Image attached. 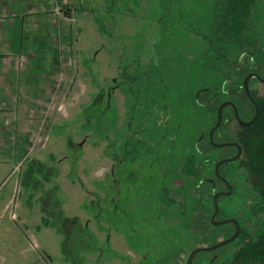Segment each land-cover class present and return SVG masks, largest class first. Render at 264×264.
I'll use <instances>...</instances> for the list:
<instances>
[{"label": "rangeland", "instance_id": "1", "mask_svg": "<svg viewBox=\"0 0 264 264\" xmlns=\"http://www.w3.org/2000/svg\"><path fill=\"white\" fill-rule=\"evenodd\" d=\"M39 1L51 21L42 47L53 60L42 47L32 69L29 57L0 54V86L10 62L15 71L3 88L10 96L0 99V264H185L210 242L190 232L197 181L179 169L196 148L206 153L197 163L225 153L208 147L215 112L194 105L201 89L220 82L200 68L218 0H61L59 16ZM250 17L259 47L264 0H255ZM128 73L138 102H129ZM250 90L261 96L264 84ZM245 116L238 117L252 115ZM218 128L215 144L237 143L235 120ZM126 140L130 157L140 149L132 164L120 163L123 152L107 154L109 142L118 151ZM226 178L232 191L218 211L239 223L254 196L238 163ZM164 187L178 205L160 203ZM236 245L217 249L216 264H230ZM212 256L199 254L195 264Z\"/></svg>", "mask_w": 264, "mask_h": 264}, {"label": "trees", "instance_id": "2", "mask_svg": "<svg viewBox=\"0 0 264 264\" xmlns=\"http://www.w3.org/2000/svg\"><path fill=\"white\" fill-rule=\"evenodd\" d=\"M254 4L255 0H218L216 2L219 9L214 18L211 35L204 38L205 51L202 54L203 64L200 65V68L204 69V71L209 70V72L215 73L217 80L220 82L216 85L212 84V86L204 87L195 95L194 105L196 103V107L201 108V104H205L208 107L207 110L211 113L212 111L215 112L216 115L219 105L229 101L234 105L240 118L245 114L249 116V112L252 115L249 120L253 118L254 107L243 91V80L249 74H256V76L261 77L264 73V43L258 47L256 35L252 32L250 26L252 24L250 15ZM65 13L67 14L66 10ZM99 33L105 35L100 29ZM106 34L108 35V33ZM49 49L51 48L47 49L49 58L53 60L54 53L51 51L52 49L50 51ZM127 70L125 68L123 71L127 73ZM128 74L130 76L128 79L129 85L128 89L125 90H127L126 93L128 92L132 96L129 102L132 99L138 102V94L134 95L132 91L137 84L136 78L130 73ZM251 80L254 81L249 82V89L257 79L253 78ZM124 84L127 85L126 82ZM249 93L257 106V119L247 127L239 126L237 143L241 148L240 158L234 163L222 164L218 169V176L225 179L228 183L226 177L229 167L235 163L241 165L246 172L247 181L250 184V192L254 196V199L247 203L241 213L240 222H237L240 234L235 240L237 245L235 252L232 254L230 264H264V94L257 96L251 90ZM201 101H204V103ZM234 120L233 109L225 107L221 112L220 126ZM215 132L213 138H216ZM117 145L116 142H109L108 148L110 150L107 151V154L110 155V152H115L116 155L120 152L118 155H121L123 152L121 164H132L139 160L140 149L138 147L135 148L134 155L130 157L129 142L127 140L119 146L121 149L118 151ZM208 145L213 151H218L210 143ZM223 150H225V153L220 157L218 156L217 160L206 159V161L197 163L196 156L201 157L206 155V153L200 152L196 148L195 153L197 155L187 156L178 172L179 176L183 178L192 177L197 181L195 188L198 196V205L190 219L189 229L196 241L208 240L210 242L208 247L216 245L220 236L222 240L228 239L234 231V225L231 223L220 226L211 224V215L213 213L212 198L218 192L219 180L215 176L214 169L210 172L212 179H206L205 176L209 171L210 165H215L220 160L232 157L230 155V151H233L232 148H224ZM116 157L118 156L116 155ZM172 168L174 169V166ZM167 190L168 188L166 187L161 189L160 203L166 207L178 205L175 201L169 199ZM222 199L224 198H219L217 201L219 202ZM221 216L222 211L219 210L216 219L223 220ZM219 250L200 252L197 255L203 253L213 254L212 260L208 264H216L218 259L214 257ZM197 255H195L191 264H195Z\"/></svg>", "mask_w": 264, "mask_h": 264}, {"label": "crops", "instance_id": "3", "mask_svg": "<svg viewBox=\"0 0 264 264\" xmlns=\"http://www.w3.org/2000/svg\"><path fill=\"white\" fill-rule=\"evenodd\" d=\"M39 2V0H0V54L3 50H6L9 52V55L14 57H29V67L31 69L32 65L36 64L34 60L40 58L38 51H42V48L48 49V46L42 47L45 41L43 27L51 28V21L45 19L47 17L38 11ZM7 11L11 12L9 19L3 17L8 13ZM34 21L38 22L40 26L36 30L31 31L30 26H32L31 24ZM1 60L0 70L4 67V63H1ZM9 65L5 69L6 73L3 77V84L0 86V99L10 96L3 89L6 84L12 87V80L14 79L12 74L15 75V71L13 63L10 62ZM37 66L42 68L41 63ZM6 207H8V204ZM10 219H14V215H11Z\"/></svg>", "mask_w": 264, "mask_h": 264}, {"label": "water", "instance_id": "4", "mask_svg": "<svg viewBox=\"0 0 264 264\" xmlns=\"http://www.w3.org/2000/svg\"><path fill=\"white\" fill-rule=\"evenodd\" d=\"M251 78H256L259 82L263 83L264 84V79H261L259 77H257L255 74H249L247 75L244 80H243V91L246 95V97L249 99L250 103L253 105L254 107V116L253 118L250 120V121H241L237 115V112L233 106L232 103L226 101V102H223L222 104L219 105L218 109H217V112H216V124L215 126L210 130L209 132V136H208V139H209V142L211 144V146L215 149L217 148H223V147H228V146H233L236 148V155L233 157V158H230V159H227V160H222V161H219L215 167H214V173H215V176L218 177V168L220 165L224 164V163H230V162H235L237 159H239L240 157V153H241V149L240 147L237 145V143H231V144H215L213 142V132L220 126L221 124V112L222 110L225 108V107H231L234 111V115H235V120H236V123L239 125V126H242V127H247L251 124H253L256 119H257V116H258V110H257V106L256 104L254 103L253 99L251 98L250 96V93H249V87H248V82ZM231 193V189L228 187V191L227 193L225 194H222V193H216L214 196H213V199H212V205H213V213L211 215V224L214 225V226H220V225H224L226 223H232L234 224L235 226V232L234 234L226 239V240H223L219 243H217L216 245H213L211 247H207V248H196L194 250H192L190 252V254L188 255L187 259H186V263L185 264H191L192 263V260L193 258L195 257V255H197L198 253L200 252H212V251H215L221 247H224L226 245H229L231 244L233 241H235L237 239V236H238V233H239V225L237 224V222L235 220H221V221H215V218L217 216V212H218V206H217V200L220 196H228L230 195Z\"/></svg>", "mask_w": 264, "mask_h": 264}, {"label": "flooded vegetation", "instance_id": "5", "mask_svg": "<svg viewBox=\"0 0 264 264\" xmlns=\"http://www.w3.org/2000/svg\"><path fill=\"white\" fill-rule=\"evenodd\" d=\"M251 79H253V78H251ZM251 79L249 80V82L251 81ZM255 79H256V78H255ZM249 82H248V84H249ZM228 102H229V101H228ZM230 103H231V102H230ZM233 106H234V105H233ZM234 108H235V107H234ZM254 112H255V110H254ZM237 115H238V114H237ZM234 118H235V115H234ZM235 121H236V120H235ZM249 121H250V120H249ZM217 129H218V128H217ZM217 129H216V130H217ZM216 130H215V131H216ZM215 131H214V132H215ZM214 132H213V134H214ZM208 136H209V134H208ZM231 143H233V142H230V143H227V144H231ZM234 143H235V142H234ZM237 145H238V143H237ZM238 146H239V145H238ZM239 147H240V146H239ZM224 148H232L233 150H235V154H234V156L236 155V148L233 147V146H228V147H223V148H217V150H222V149H224ZM240 149H241V148H240ZM234 156L229 157V158H227V159L233 158ZM240 156H241V153H240ZM239 158H240V157H239ZM227 159H223V160H227ZM237 160H238V159H237ZM237 160H236V161H237ZM220 161H222V160H220ZM236 161H235V162H236ZM228 163H229V162H228ZM230 163H234V162H230ZM230 163H229V164H230ZM216 164H217V163H216ZM216 164H215V165H216ZM224 164H225V163H224ZM215 165H214V167H215ZM220 166H221V165H220ZM220 166H219V167H220ZM218 169H219V168H218ZM217 178H218V180H219V186H218V187L221 186V188L224 189V190H223V191L218 190V192H216V193H222V194H225V193H227V191H228V187H229V188L231 189V191H232V188L230 187V184L227 183V181H226L225 179H223V178H221V177H219V176H218ZM218 187H217V188H218ZM214 189H215V188H214ZM214 189H213V190H214ZM214 191H215V190H214ZM216 193H215V194H216ZM215 194H214V195H215ZM219 198H227V196H220ZM219 198H218V199H219ZM212 199H213V198H212ZM234 232H235V226H234V231H233L232 235L234 234ZM239 234H240V228H239L238 236H239ZM232 235H231V236H232ZM231 236H230V237H231ZM238 236H237V237H238ZM230 237H229V238H230ZM225 240H226V239H225Z\"/></svg>", "mask_w": 264, "mask_h": 264}, {"label": "built area", "instance_id": "6", "mask_svg": "<svg viewBox=\"0 0 264 264\" xmlns=\"http://www.w3.org/2000/svg\"><path fill=\"white\" fill-rule=\"evenodd\" d=\"M60 1L61 0H49L47 2L49 4V8H51L52 12L55 13V15H57V16H59L60 13L63 14V12L61 10V3H60Z\"/></svg>", "mask_w": 264, "mask_h": 264}]
</instances>
